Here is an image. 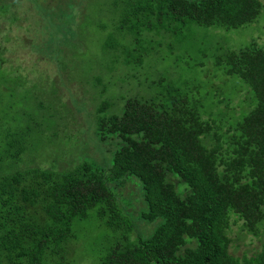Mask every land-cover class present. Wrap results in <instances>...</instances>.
Listing matches in <instances>:
<instances>
[{"label": "trees", "instance_id": "1", "mask_svg": "<svg viewBox=\"0 0 264 264\" xmlns=\"http://www.w3.org/2000/svg\"><path fill=\"white\" fill-rule=\"evenodd\" d=\"M80 2L0 0L1 92L30 96L50 84L52 106L35 95L36 106L43 117L61 118L42 138L38 116L24 115L22 126L12 103L0 109V264L68 263L82 247L76 228L91 215L115 238L99 264H264V46L252 41L214 56L223 76L243 81L237 96L211 83L204 97L212 92L218 110L174 84L163 95L122 97L119 113H106V99L97 106L91 99L99 160L87 151L45 161L40 144L65 137L71 125L61 87L84 85L75 76L83 67L77 51L86 50L76 19ZM263 7V0H113L111 19L128 42L105 47L121 48L126 65H142L163 46L193 44L196 28H237L254 22ZM22 9L25 20L46 23L38 41L29 35L20 44L34 55L27 68L11 34ZM197 65L210 75L205 61ZM92 81L98 85L97 77ZM247 90L251 106L238 117L250 105L240 103ZM134 202L140 206L132 212ZM241 240L246 248L238 253Z\"/></svg>", "mask_w": 264, "mask_h": 264}, {"label": "rangeland", "instance_id": "2", "mask_svg": "<svg viewBox=\"0 0 264 264\" xmlns=\"http://www.w3.org/2000/svg\"><path fill=\"white\" fill-rule=\"evenodd\" d=\"M112 1L81 0L77 7L78 12L76 14L79 16H76V19L80 20L79 25H82L81 34L84 37L82 40L86 42V50L77 51V61L83 67L75 69V76L84 84L82 86L84 89L78 86L76 81L66 82L61 87L63 101L67 104L69 110L72 111L69 121L71 125L68 130L65 127V137L47 143L44 140L45 142L42 145L40 144V148L42 149L40 157L45 159V161H49L48 158L58 161L62 158H67L70 161L74 155L79 153L84 154L87 151L90 153V156L99 160L100 151L95 146L97 138L94 130L92 131L91 129V120H94L95 117V114H92L94 111L91 107H94V103L97 106L105 99L110 102L106 108V113H119L124 104L122 97L150 94L159 96L163 95L166 89L174 84L182 91L189 92L191 99L194 96L201 99V103L203 106L205 103L206 108L218 110L219 108L211 102L210 96L213 94L212 92H210L211 95L209 94L204 97V92L207 89H213L211 83L216 84L215 88L221 87L220 92L225 96H237L236 92L238 88L241 89L240 86L243 81L239 78L232 77L231 79H227L223 76L220 69H217L213 65L214 56L229 49L238 50L250 45L252 41H255L260 46H264L263 7L257 19L252 23L231 29L213 27L196 28L195 33L197 34L194 36L195 40L190 46L174 51L167 46H163L153 56H147L142 65H126L124 64L123 57L125 52L121 48L119 49L118 47L117 50H110L105 47L107 43L115 42L119 45L122 42H128V36L121 35L115 30L116 26L111 19L110 12L112 10ZM22 4L24 8H28L27 2H22ZM85 5L86 7L84 8ZM35 10H31L29 13ZM29 13L22 9L20 20L15 23L14 29H11V34L16 39L14 51L19 59L18 62L21 64V68L29 67L34 59V55L29 51V45L22 47L20 44L24 40L23 45H26L25 41L27 42V39L25 38H28L29 35L31 42L38 41L39 38L35 36L39 33L43 34L46 29L45 22V24H35L30 19L29 21L25 20V16L29 15ZM41 20L44 21L43 17H41ZM5 21L6 23L8 22L7 16L5 17ZM5 28L8 30L7 26ZM66 50L64 48V51ZM199 61H205L207 64L205 66L206 70L210 68L209 76H204V67L197 65ZM95 77L98 78L97 86L92 81ZM159 78L163 80L157 83ZM195 86L201 87L200 92L194 91L190 93V90L194 89ZM39 87L40 91L32 92L30 96H26L27 93L24 96H19L15 91L14 96L9 97L7 93L0 90V109H4L8 103H12L11 115L14 116L20 112L18 123H21L22 126L26 125L25 121L27 120L23 118L25 117L24 115H29L30 113L31 115L38 116L39 118H34V120L39 124L38 129L39 132H42L41 137L45 138L48 128L51 129L52 133L56 131L53 128L54 124L58 125L61 118L58 116L56 118L57 122L46 118V116L43 117L45 111L36 106L38 103L35 95L40 97L45 107L50 108L52 106L50 104L49 107L51 96L48 91H50V84H43ZM240 95L243 96L244 93L238 92V96ZM245 96L246 98L241 99L240 103L242 105H250L242 109L238 117L247 112L251 106L253 99L252 92L247 90ZM91 99L94 102H90L92 113L89 112L88 107ZM82 102L86 105L84 106ZM86 107H88V110ZM65 126H67V123H65ZM37 135L39 136V134ZM7 171L8 168H4L2 173H6ZM127 193L128 191L123 189V196H128ZM138 203L134 202L135 209L129 208V210L135 212L140 206V203ZM80 226V228H76V232L78 236L77 241H79V244L81 243L82 247L77 249V252L73 254L70 261L66 264H99L101 251L114 241V233L104 223L103 219L95 215H91ZM243 241L239 242L242 248L238 250V253H241V250L246 248V246H243ZM245 241L248 242L247 240Z\"/></svg>", "mask_w": 264, "mask_h": 264}]
</instances>
